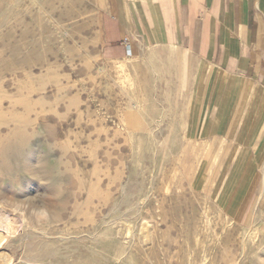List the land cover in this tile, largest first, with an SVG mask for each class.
I'll return each mask as SVG.
<instances>
[{
	"label": "rangeland",
	"instance_id": "obj_1",
	"mask_svg": "<svg viewBox=\"0 0 264 264\" xmlns=\"http://www.w3.org/2000/svg\"><path fill=\"white\" fill-rule=\"evenodd\" d=\"M39 1L0 0V35L38 56L0 63V114L65 177L0 173V264H264L261 114L222 112L181 53L101 56L100 0Z\"/></svg>",
	"mask_w": 264,
	"mask_h": 264
},
{
	"label": "crops",
	"instance_id": "obj_2",
	"mask_svg": "<svg viewBox=\"0 0 264 264\" xmlns=\"http://www.w3.org/2000/svg\"><path fill=\"white\" fill-rule=\"evenodd\" d=\"M98 14L101 56L173 52L192 58L202 66L204 87L219 88L222 112L237 105V114H261V145L264 0H100Z\"/></svg>",
	"mask_w": 264,
	"mask_h": 264
},
{
	"label": "bare ground",
	"instance_id": "obj_3",
	"mask_svg": "<svg viewBox=\"0 0 264 264\" xmlns=\"http://www.w3.org/2000/svg\"><path fill=\"white\" fill-rule=\"evenodd\" d=\"M29 1L30 2H33V3H35V2L38 1L41 6L43 5V2H44V1L43 2H40L39 0H29ZM49 1L50 0H45V2L47 4H49ZM68 7L65 10H63L64 13L63 12L62 13L65 14L66 16H69L70 17V16H72L74 14V10H73V8H68ZM31 15L34 16V18H36V15H34L33 13H31ZM18 23L20 25H22L23 30H26L27 31V29H26L27 26L25 25V23H23V21L18 20ZM2 28H4V27H2ZM11 34H12L11 31H7V32H5V33H3V34L0 35V42L2 44L1 45L2 46L1 47V50L9 49V53L6 54V55H5V53L0 52V63L2 64V66L6 67V68H10V64H12V63L14 64L15 62H20L21 60L24 61V62H26V63H32L33 60L38 59V56H37V58L34 59V57H32L30 55V53H29L30 50L28 52H25V50L24 51L21 50L22 48L27 47L25 45L26 43H25V40L23 39V37L21 39L20 38L18 39L17 37H16L17 39L14 38L13 39V43H11L10 42V40L12 39L10 37ZM38 37H39V35H38ZM36 40H38V39H36ZM46 47H48V46H46ZM38 52H40V51H38ZM41 63H42V61H41ZM14 65L18 66V64H14ZM39 70H41V69H39ZM16 75H18V73ZM16 103H17V101L15 102V104ZM0 125H4L6 127V129H5V131L3 133H1V131H0V173L1 174L8 175V174H15L17 172H23V173H27L29 176H31V177H33L35 179H42V180L49 179L50 180V183H55V181H60L62 179V177H65L63 175V173L61 172L58 164H56L54 166H51V167H48L45 164V162H44L45 160L43 158L44 155H43V157L41 159V162L40 163H38L39 161L37 162L35 145L38 144V142H37L38 140H36L34 138V133L31 132L27 128V126H29V120L27 118H25L21 114H16L15 112H12L10 114H5V113L4 114H0ZM46 157H48V156H46ZM262 172H263V175H264V167H262ZM23 177H25V176H23ZM28 181H29V179H28ZM18 183H19V181H18ZM261 183H264V182L262 181ZM260 191H261V193L264 191V184H263V188ZM5 197H6L5 200H9V201H11L13 203H18L17 201L14 202V200L11 199L10 196L8 197V196L3 195L2 198H5ZM258 199H259L258 202L260 203L261 197H259ZM144 228H145V230L143 229V232L144 233L142 235V239L147 240L149 238L148 237L149 236V232H148V229H147L148 228L147 225L144 226ZM147 241L149 242V240H147ZM0 244H1V236H0ZM0 260H2L4 263H6L5 262V259L3 258V256L1 254H0Z\"/></svg>",
	"mask_w": 264,
	"mask_h": 264
}]
</instances>
